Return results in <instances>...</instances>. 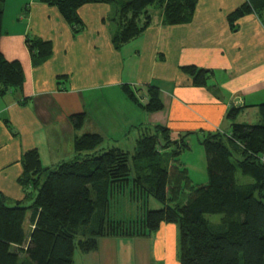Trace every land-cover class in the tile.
Instances as JSON below:
<instances>
[{
  "label": "trees",
  "instance_id": "obj_1",
  "mask_svg": "<svg viewBox=\"0 0 264 264\" xmlns=\"http://www.w3.org/2000/svg\"><path fill=\"white\" fill-rule=\"evenodd\" d=\"M55 7L62 19L79 32L78 10L85 5L107 4L115 9L116 29L111 43L115 49L140 36L152 23L149 7L161 10L164 26L189 24L198 0H39ZM4 0H0V38ZM264 0H246L227 15L231 30L244 15H260ZM32 65L52 55V44L26 38ZM194 87L206 85L211 71L182 69ZM24 74L19 61L6 60L0 52V94L22 90ZM121 90L128 100L148 113L162 109L158 88L146 87V102H139L128 85ZM260 124L236 123L229 133H208L199 144L206 160L207 182L192 184L188 170L179 161L188 149V134L173 140L167 128L155 126L142 134L133 155L120 148L87 154L103 143L99 134L75 136L74 157L51 168H43L36 149L21 158L17 181L24 198L8 206L0 192V264H73L76 249L94 252L104 237H144L161 224L178 230L179 264H264V104L257 106ZM241 108L231 107L234 120ZM85 113L69 120L81 129ZM152 132V133H151ZM81 154L83 156L81 157ZM130 161L133 168L130 166ZM249 177L243 183L237 178ZM44 177V178H43ZM143 199V213L135 219L110 216L112 200L124 195ZM183 196V197H182ZM162 207L148 210L147 198ZM32 200L30 206L23 201ZM29 215V217H28ZM219 215L218 222L207 216ZM30 224L28 232L25 224Z\"/></svg>",
  "mask_w": 264,
  "mask_h": 264
},
{
  "label": "crops",
  "instance_id": "obj_2",
  "mask_svg": "<svg viewBox=\"0 0 264 264\" xmlns=\"http://www.w3.org/2000/svg\"><path fill=\"white\" fill-rule=\"evenodd\" d=\"M245 1L198 0L192 21L176 26H164L161 10L153 7L150 26L115 49L112 5L82 6L83 27L76 33L55 7L39 0H4L0 52L8 61H19L24 83L19 92L0 94V192L8 201L23 200L17 181L23 154L36 149L43 168L66 161L74 153L75 136L89 133H80L89 121L95 134L112 140L131 133L139 138L155 126L167 128L173 140L188 133L201 140L208 133H229L234 121L253 125L244 121L247 113L260 121L264 9L238 19L236 30L227 22ZM26 38L50 41L51 57L34 67ZM191 66L212 72L205 86H192L182 70ZM122 85L130 86L142 104L146 98L139 92L157 87L162 109L146 112L126 98ZM231 107L241 108L234 120L226 117ZM77 113L85 118L76 131L69 117ZM137 238L150 241L156 264H179L175 225L161 224Z\"/></svg>",
  "mask_w": 264,
  "mask_h": 264
},
{
  "label": "rangeland",
  "instance_id": "obj_3",
  "mask_svg": "<svg viewBox=\"0 0 264 264\" xmlns=\"http://www.w3.org/2000/svg\"><path fill=\"white\" fill-rule=\"evenodd\" d=\"M240 7V6H239ZM155 8V7H154ZM153 6L149 7L150 11H154ZM238 8V7H237ZM235 10V9H234ZM155 12V11H154ZM127 77V72L124 73ZM124 76V79H125ZM139 86H136V88ZM138 89V88H137ZM145 89V87H144ZM140 91V88L138 89ZM142 93V90L139 92V98L143 99L146 96V89ZM115 101H118L115 99ZM246 121H251L250 123L260 124L259 118H251L250 113L242 115ZM246 116V118H245ZM236 122V121H234ZM94 133L92 128V121L87 122V124L80 130V133ZM152 133V132H151ZM135 135V136H134ZM129 135L126 134L124 137L118 139H108L107 137L103 139V143L94 151L86 152L87 154H100L103 151L109 148H120L125 152H128L130 156L133 155L134 147L138 137L135 134ZM188 149H185L180 157L179 161L183 164L187 165L188 176L190 177L192 184H205L207 182V172H206V160L203 148L199 144V140L196 137H189L187 139ZM75 155V153H73ZM72 154V157L74 155ZM83 154H81V157ZM70 158V159H71ZM69 160V159H67ZM130 166L133 168L132 163L130 161ZM44 178V177H43ZM237 178L243 183L251 182L249 177H242L239 173H237ZM127 191L124 195L117 197L112 200L110 206V216L117 220H126V219H135L140 217L143 213V199L134 198L132 200L129 198ZM183 197V196H182ZM32 200H25L23 202L24 206H30ZM8 206H13L14 203L11 201L7 202ZM145 207L148 210H157L162 207V205L154 200L152 197L147 198V203ZM208 220L211 222H218L220 219L219 215L207 216ZM25 230L28 232V223L25 224ZM151 247L150 241L143 240L142 238H131V237H107L99 239V248L95 254L87 255L83 254L76 249L73 257V264H122L123 261H128L130 264H156L153 256L149 253V249ZM134 249V253L131 255V251ZM139 250V253L137 251Z\"/></svg>",
  "mask_w": 264,
  "mask_h": 264
},
{
  "label": "built area",
  "instance_id": "obj_4",
  "mask_svg": "<svg viewBox=\"0 0 264 264\" xmlns=\"http://www.w3.org/2000/svg\"><path fill=\"white\" fill-rule=\"evenodd\" d=\"M146 101V99L144 100V102Z\"/></svg>",
  "mask_w": 264,
  "mask_h": 264
}]
</instances>
